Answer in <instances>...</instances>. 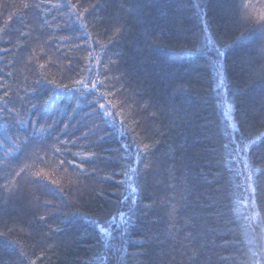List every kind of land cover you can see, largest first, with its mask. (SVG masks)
Instances as JSON below:
<instances>
[{
    "label": "trees",
    "instance_id": "trees-1",
    "mask_svg": "<svg viewBox=\"0 0 264 264\" xmlns=\"http://www.w3.org/2000/svg\"><path fill=\"white\" fill-rule=\"evenodd\" d=\"M263 234L264 0H0V264H264Z\"/></svg>",
    "mask_w": 264,
    "mask_h": 264
},
{
    "label": "rangeland",
    "instance_id": "rangeland-1",
    "mask_svg": "<svg viewBox=\"0 0 264 264\" xmlns=\"http://www.w3.org/2000/svg\"><path fill=\"white\" fill-rule=\"evenodd\" d=\"M207 39H208L209 49H212L215 55H217V60H216L217 66H218L217 85H218V88L220 89V98H221L220 105H221L223 115L227 119L228 126L231 131V135L234 137L235 135L233 133L235 131V124L232 118L231 106L228 100L226 99V95H225V78L223 74L222 65L220 61H218L220 58V53L217 51L216 48H213V42L211 38L208 36ZM236 149L238 151V155L243 158V153H245L246 146L241 145V147H239L238 144H236ZM242 161H244L242 176H243V181H244V185H245L246 192H247V199L245 201V207L247 209L248 215L251 217V221H253V220H257V215H256L257 212L255 209L254 196L251 190V182H250L249 174L246 169V164H245L246 160L242 159ZM126 182H127V188H128L127 193L130 195V198H133V187H132L133 175L132 174L128 176ZM123 218H124V213L122 212L121 214L118 215V217H116L114 220L110 221L107 224L96 223V225L98 226L99 230L101 231L103 235L105 246L108 249H114L113 247L115 245L114 243L118 242V240L120 239V236H121L120 227L124 221ZM262 242H264V234L262 235ZM108 249L106 250L107 253L109 252ZM110 253H113V252H110Z\"/></svg>",
    "mask_w": 264,
    "mask_h": 264
},
{
    "label": "bare ground",
    "instance_id": "bare-ground-1",
    "mask_svg": "<svg viewBox=\"0 0 264 264\" xmlns=\"http://www.w3.org/2000/svg\"><path fill=\"white\" fill-rule=\"evenodd\" d=\"M213 48H216V46L214 45V42H213ZM217 80H218V79H217ZM230 133H231V131H230ZM241 145L247 146V143L244 142V141H242V142H241ZM127 178H128V176H127Z\"/></svg>",
    "mask_w": 264,
    "mask_h": 264
}]
</instances>
